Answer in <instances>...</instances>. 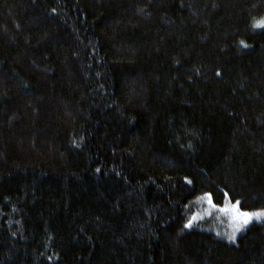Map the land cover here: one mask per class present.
<instances>
[{
    "label": "trees",
    "instance_id": "obj_1",
    "mask_svg": "<svg viewBox=\"0 0 264 264\" xmlns=\"http://www.w3.org/2000/svg\"><path fill=\"white\" fill-rule=\"evenodd\" d=\"M263 17L0 0V264H264V217L185 227L208 192L264 210Z\"/></svg>",
    "mask_w": 264,
    "mask_h": 264
},
{
    "label": "rangeland",
    "instance_id": "obj_2",
    "mask_svg": "<svg viewBox=\"0 0 264 264\" xmlns=\"http://www.w3.org/2000/svg\"><path fill=\"white\" fill-rule=\"evenodd\" d=\"M261 21H264V17L263 19L256 20L254 22V25ZM231 204L232 203H228L223 206H230ZM195 205H196V210L194 215L196 216V219L193 220V222L197 221V222L205 223L206 228L209 227L215 233L217 234L219 233L220 235H222V237H224L227 241H229L228 237L229 235H231V233L235 228V223L232 221L231 214L222 213L217 211L216 209L211 208L207 202V197H205L204 195L195 198ZM250 212H254V211H250ZM252 220H257V218L254 217ZM244 227L245 226H243L241 230ZM241 230L236 232V236L240 233Z\"/></svg>",
    "mask_w": 264,
    "mask_h": 264
},
{
    "label": "snow or ice",
    "instance_id": "obj_3",
    "mask_svg": "<svg viewBox=\"0 0 264 264\" xmlns=\"http://www.w3.org/2000/svg\"><path fill=\"white\" fill-rule=\"evenodd\" d=\"M253 26L254 27H264V21H261L255 25H253ZM241 44L243 45L244 42L241 41ZM244 46L246 47L247 45H244ZM217 75H219V73H217ZM188 183H191V181H188ZM204 196L207 197V202L211 208L216 209L217 211L222 212V213H230L231 214L232 221L235 223V228H234L233 232L231 233V235H229V237H228V239L231 241L235 240L236 232L241 230V228L243 226L248 225L254 217L257 219L264 217V210H259V211H254V212L246 211L243 209V207L241 205V201H239V200H236L230 206L221 207L215 202L212 193H210V192L204 193ZM223 196L226 199H229V200L232 199L229 196V194L226 192L223 193ZM195 219H196V216L193 215L192 218L188 221V223L185 224V227L186 228L191 227L192 222Z\"/></svg>",
    "mask_w": 264,
    "mask_h": 264
}]
</instances>
